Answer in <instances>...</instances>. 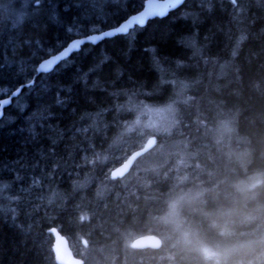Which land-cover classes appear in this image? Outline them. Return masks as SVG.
Returning <instances> with one entry per match:
<instances>
[{"label":"trees","instance_id":"1","mask_svg":"<svg viewBox=\"0 0 264 264\" xmlns=\"http://www.w3.org/2000/svg\"><path fill=\"white\" fill-rule=\"evenodd\" d=\"M143 3L104 0L95 27ZM34 7L0 0V99L23 87L0 120V264H58L53 228L85 264H197L194 244L216 243L213 221L247 233L234 259L264 264V0H187L140 35L86 43L38 76L61 43L84 35L45 29L42 17L33 28ZM158 117L168 126L153 128ZM146 234L162 247L135 246Z\"/></svg>","mask_w":264,"mask_h":264},{"label":"snow or ice","instance_id":"2","mask_svg":"<svg viewBox=\"0 0 264 264\" xmlns=\"http://www.w3.org/2000/svg\"><path fill=\"white\" fill-rule=\"evenodd\" d=\"M204 0H202V3ZM254 3L257 6L262 4V0H254ZM104 0H91L90 6L85 5V0H64V7L61 8V0H24V7L27 9L29 6L34 5V11L28 16V19L33 20V28L39 27L40 25L37 21L42 17L45 21L43 27L47 29L49 24H55L63 27L66 34L71 33L72 29L79 26V31L82 35L86 36L85 39H74L69 40L65 43H61V51L59 55H53L52 60H46L44 63L40 64V71H48L45 67V64H52L54 61L64 62L67 57L73 51L82 50V46L85 43H91L92 45H97L100 42H103L106 39L113 38L116 36L129 37L133 32L136 35H140L146 28L150 21L167 19L169 16L174 15L175 12L183 9L187 6V0H170L168 3H160L158 0H144V3L141 5L140 9H135L133 11H123L120 17L116 20V23L110 26L107 29L96 28L95 20H93V13L102 7ZM205 9V8H202ZM171 10V11H170ZM208 13L214 11V6L206 8ZM185 16H199V12H185ZM22 22H27L25 20V14L22 13L20 16ZM254 23V21H253ZM264 31V29H262ZM97 33L93 35L91 33ZM26 31H23L22 27L17 28V34L15 36H23V43L29 44L30 38L27 37ZM164 35V33L162 34ZM11 37L9 43L12 42ZM147 52H151L152 59L158 70L161 69L160 60L157 58L158 50L156 48H147ZM16 48L12 49V54L15 55ZM35 53H32L30 58H34ZM110 58L105 57L101 63L107 62ZM5 61H8V56H5ZM178 66H182L180 61H177ZM4 64H0V70L4 68ZM11 67V64H8ZM98 67V66H97ZM18 93L13 92L12 95L15 97ZM10 101L5 99L2 104H0V120L4 118V113L2 108L4 106H9ZM87 131V129H85ZM53 145L56 144V141H52ZM41 158L44 157V153L41 150L39 153ZM55 155L54 152L51 153ZM19 163V161H17ZM39 161L36 162L34 166H38ZM58 164L53 163L52 172L49 174V178L54 176V172ZM15 180L23 181V177L17 173ZM11 183V181L9 182ZM15 211V210H13Z\"/></svg>","mask_w":264,"mask_h":264},{"label":"water","instance_id":"3","mask_svg":"<svg viewBox=\"0 0 264 264\" xmlns=\"http://www.w3.org/2000/svg\"><path fill=\"white\" fill-rule=\"evenodd\" d=\"M231 1H235V0H231ZM158 2L168 3L170 2V0H158ZM96 34L97 33H93V35H96ZM76 39L86 40L87 38L86 36H84V37H79ZM60 51L54 55H59ZM75 52H78V51H73L72 53L69 54L67 58H69ZM52 59H53V55L43 60L41 63H44L46 60H52ZM59 63L60 62L54 61L52 64H45V67L48 69V71H44V72H41L39 70L40 69V64H39L37 67L36 75L38 76L40 74H47V73L52 72ZM33 83H34V80L31 82V84ZM22 89L23 87L21 86L17 90L14 91L18 93L15 97L11 94L10 96L6 98L0 99V104H2L5 99H7L10 101V105H11L13 100L20 95ZM9 106H4L2 108L3 113L5 109ZM152 146H153V143H150L144 149L138 150L134 152L133 154H131L125 161H123L119 166H117L116 168L112 170L111 176L113 178H121L127 175L133 168L137 157L143 152L149 150V148H151ZM51 232L54 236L53 251L55 253V258L58 264H85L82 258L75 255L74 251L72 250L70 246L68 239L65 236H63L56 228H53ZM162 244H163L162 239L159 236L154 235V234L142 235V236L135 238L134 240V245L140 249H160L162 247Z\"/></svg>","mask_w":264,"mask_h":264},{"label":"clouds","instance_id":"4","mask_svg":"<svg viewBox=\"0 0 264 264\" xmlns=\"http://www.w3.org/2000/svg\"><path fill=\"white\" fill-rule=\"evenodd\" d=\"M212 227L215 232L216 243L207 244L201 241L194 244L192 248V252L198 258L197 264H244L243 261L233 257L247 243L240 239L247 233L238 232L228 222L213 221ZM260 242L264 243V235L260 237ZM248 264H253V262L249 261Z\"/></svg>","mask_w":264,"mask_h":264},{"label":"rangeland","instance_id":"5","mask_svg":"<svg viewBox=\"0 0 264 264\" xmlns=\"http://www.w3.org/2000/svg\"><path fill=\"white\" fill-rule=\"evenodd\" d=\"M153 128H155V129H161L162 127H166V126H168V117H167V120L164 118H161V117H158V118H153ZM154 138H152V137H150L148 140H147V142H146V145L148 146L150 143H153L154 144ZM178 147L179 146V144L178 143H175L174 144V147ZM169 149V148H168ZM257 180V179H256ZM255 180V181H256ZM193 198H191L189 201L187 200H185V199H181L180 201L181 202H185L184 204L185 205H189V203L188 202H191V200H192Z\"/></svg>","mask_w":264,"mask_h":264}]
</instances>
